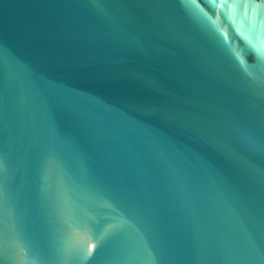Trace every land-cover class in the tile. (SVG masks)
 Listing matches in <instances>:
<instances>
[{
    "label": "water",
    "instance_id": "1",
    "mask_svg": "<svg viewBox=\"0 0 264 264\" xmlns=\"http://www.w3.org/2000/svg\"><path fill=\"white\" fill-rule=\"evenodd\" d=\"M0 264H264V0H0Z\"/></svg>",
    "mask_w": 264,
    "mask_h": 264
}]
</instances>
